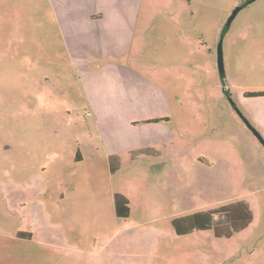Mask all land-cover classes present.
Wrapping results in <instances>:
<instances>
[{
	"label": "rangeland",
	"instance_id": "374dc122",
	"mask_svg": "<svg viewBox=\"0 0 264 264\" xmlns=\"http://www.w3.org/2000/svg\"><path fill=\"white\" fill-rule=\"evenodd\" d=\"M123 2L140 20L110 40L117 67L72 64L47 6L0 0V264H264V147L245 124L264 140V0ZM144 145L164 155L133 160ZM241 201L253 220L229 238L175 231Z\"/></svg>",
	"mask_w": 264,
	"mask_h": 264
},
{
	"label": "crops",
	"instance_id": "0c3cea01",
	"mask_svg": "<svg viewBox=\"0 0 264 264\" xmlns=\"http://www.w3.org/2000/svg\"><path fill=\"white\" fill-rule=\"evenodd\" d=\"M29 2L35 5L37 11L40 12L39 18L47 9L45 6L52 12L63 49L69 54L72 64L82 63L84 66L94 59L114 63L118 65L117 67H125L120 63L123 52L117 57L118 53L111 51L110 47L111 41L117 48L120 45L119 41L124 43L122 39L125 34L129 37L136 34L140 10L136 9L135 5L132 8L128 6V9L122 0H29ZM104 37L107 40H104ZM39 41L44 48L42 52L47 50L54 53L61 52L54 49L52 44H48L47 40L39 39ZM172 147L173 144H163L165 154L172 151ZM140 149H153L158 152V155H140L135 160L140 157H162L164 155L163 151L151 145H144L135 151ZM112 156L116 155H111L109 161ZM76 160L79 162L83 160L80 153H77Z\"/></svg>",
	"mask_w": 264,
	"mask_h": 264
},
{
	"label": "trees",
	"instance_id": "16d2710c",
	"mask_svg": "<svg viewBox=\"0 0 264 264\" xmlns=\"http://www.w3.org/2000/svg\"><path fill=\"white\" fill-rule=\"evenodd\" d=\"M247 2L241 4L244 7ZM223 74H221V77ZM260 94H252L247 97H257ZM263 96V95H262ZM162 119L149 120L148 123H156ZM140 155L157 156L158 152L153 149H140L133 151L131 157L133 160ZM119 159L116 156L110 158L111 170L118 167ZM115 213L117 217L127 218L128 216V200L120 195H114ZM203 215V216H202ZM253 220V214L246 202H237L221 206L219 208L209 210L202 214H197L183 220L184 222H174V228L177 235L189 234L193 231H203L213 227L215 236L217 237H231L234 233L245 230ZM212 226V227H211ZM24 234H20L22 236ZM24 237H30V234H25Z\"/></svg>",
	"mask_w": 264,
	"mask_h": 264
},
{
	"label": "water",
	"instance_id": "95a60500",
	"mask_svg": "<svg viewBox=\"0 0 264 264\" xmlns=\"http://www.w3.org/2000/svg\"><path fill=\"white\" fill-rule=\"evenodd\" d=\"M240 9H241V6H238V7H236L234 9V11L232 12L231 16L228 19L227 26L230 24V22L235 17V15L240 11ZM217 67H218L219 73L223 74L224 69H223V58H222L221 42H219L218 48H217ZM245 124L251 130V132L254 134V136L257 138V140L264 147V140H263L262 136L251 125H249L248 122L245 121Z\"/></svg>",
	"mask_w": 264,
	"mask_h": 264
},
{
	"label": "flooded vegetation",
	"instance_id": "af4514ba",
	"mask_svg": "<svg viewBox=\"0 0 264 264\" xmlns=\"http://www.w3.org/2000/svg\"><path fill=\"white\" fill-rule=\"evenodd\" d=\"M241 6V5H240Z\"/></svg>",
	"mask_w": 264,
	"mask_h": 264
}]
</instances>
